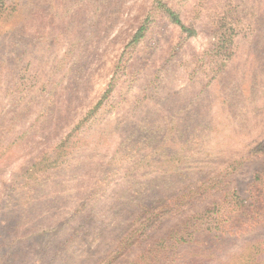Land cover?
<instances>
[{
    "label": "rangeland",
    "instance_id": "obj_1",
    "mask_svg": "<svg viewBox=\"0 0 264 264\" xmlns=\"http://www.w3.org/2000/svg\"><path fill=\"white\" fill-rule=\"evenodd\" d=\"M0 264H264V0H0Z\"/></svg>",
    "mask_w": 264,
    "mask_h": 264
},
{
    "label": "trees",
    "instance_id": "obj_2",
    "mask_svg": "<svg viewBox=\"0 0 264 264\" xmlns=\"http://www.w3.org/2000/svg\"><path fill=\"white\" fill-rule=\"evenodd\" d=\"M171 17L174 19V21L180 25V27L184 30H188L186 25L183 23V21L176 15L175 12H170ZM143 30V27H141V29L139 30V32L137 33V35L135 36V39H137L138 37L141 36V31Z\"/></svg>",
    "mask_w": 264,
    "mask_h": 264
}]
</instances>
